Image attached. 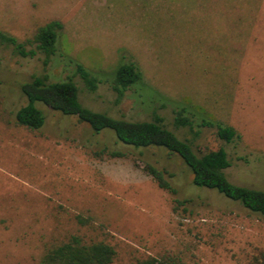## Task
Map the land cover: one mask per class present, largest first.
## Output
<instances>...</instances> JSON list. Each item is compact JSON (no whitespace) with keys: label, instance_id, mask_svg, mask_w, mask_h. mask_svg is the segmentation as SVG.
Returning a JSON list of instances; mask_svg holds the SVG:
<instances>
[{"label":"rangeland","instance_id":"374dc122","mask_svg":"<svg viewBox=\"0 0 264 264\" xmlns=\"http://www.w3.org/2000/svg\"><path fill=\"white\" fill-rule=\"evenodd\" d=\"M54 20L62 29L45 71L41 54L22 58L0 46V264L37 262L71 235L110 245L113 264L162 254L182 264H264V215L194 186L179 157L126 147L111 130L96 134L40 103V129L15 122L27 103L20 87L33 76L61 81L75 61L102 80L132 62L163 96L232 126L239 135L232 143L204 128L197 145L224 146L227 179L264 191V0H0V31L19 42ZM74 81L90 110L149 118L150 92L138 104L128 91L116 104L107 84L89 93ZM160 113L182 137L170 109ZM102 149L127 156L97 155ZM143 163L171 174L176 194L160 189ZM174 199L187 202L176 207Z\"/></svg>","mask_w":264,"mask_h":264},{"label":"trees","instance_id":"16d2710c","mask_svg":"<svg viewBox=\"0 0 264 264\" xmlns=\"http://www.w3.org/2000/svg\"><path fill=\"white\" fill-rule=\"evenodd\" d=\"M62 29L59 21H50L40 26L33 37L25 42H19L15 37L0 31V46L11 48L14 55L22 58H33L37 54L43 56V70L57 54L58 32ZM29 46V48H28ZM62 58V56H60ZM73 62L70 76L58 81H50L44 72L35 75L29 82L20 87L27 103L15 113V122L30 130H38L44 124V114L36 106L40 103L48 109L66 116H74L80 123L87 124L94 133L111 130L116 139L133 149L157 147L164 149L168 156L179 157L192 175V184L196 187L214 190L225 198L239 203L252 213L264 215V191L232 184L226 176L230 160L224 146L216 150H203L197 145L202 129L214 130L215 137L227 145L239 138L236 130L220 121L211 120L205 114L194 110L189 105L171 100L163 96L144 82L139 68L132 62L118 65L102 80L93 76L81 64ZM78 77L84 89L94 93L100 84H107L115 94V103H119L130 91L140 104V99L150 92V111L147 120H125L113 118L105 113L90 110L79 102V88L74 81ZM169 108L171 125L177 130H183L182 137L168 129L165 117L160 113ZM145 111V110H144ZM146 112V111H145ZM107 155L111 158L126 157L121 151L102 149L97 155ZM143 171L150 176L157 186L176 194V189L166 179L165 169L143 163ZM187 201L173 200L180 207ZM79 224L87 221L76 217ZM115 251L110 245L102 242H84L79 236L71 235L67 240L48 247L41 258L32 264H113ZM136 264H182L180 258L162 254L158 257H147Z\"/></svg>","mask_w":264,"mask_h":264}]
</instances>
